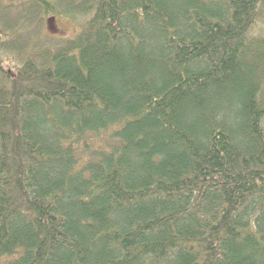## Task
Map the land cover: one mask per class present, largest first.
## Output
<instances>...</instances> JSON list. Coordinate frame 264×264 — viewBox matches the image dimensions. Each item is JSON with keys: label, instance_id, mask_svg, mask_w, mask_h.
<instances>
[{"label": "trees", "instance_id": "trees-1", "mask_svg": "<svg viewBox=\"0 0 264 264\" xmlns=\"http://www.w3.org/2000/svg\"><path fill=\"white\" fill-rule=\"evenodd\" d=\"M15 3L81 23L0 25V264H264V0Z\"/></svg>", "mask_w": 264, "mask_h": 264}, {"label": "rangeland", "instance_id": "rangeland-1", "mask_svg": "<svg viewBox=\"0 0 264 264\" xmlns=\"http://www.w3.org/2000/svg\"><path fill=\"white\" fill-rule=\"evenodd\" d=\"M6 6L5 0L0 1V25L10 24V33L4 39L2 51L4 64L12 71L21 61L32 56L43 60L51 49H56L64 38L75 34L80 27V20H72L57 13H49L39 20L23 15L21 6ZM19 2V0H18ZM51 15H54L53 17ZM252 36H264V3L257 14V20L250 29Z\"/></svg>", "mask_w": 264, "mask_h": 264}]
</instances>
